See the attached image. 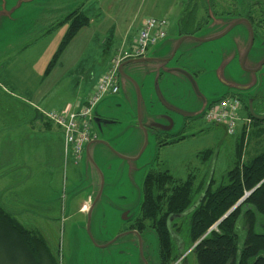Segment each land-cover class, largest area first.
Masks as SVG:
<instances>
[{
  "label": "rangeland",
  "instance_id": "1",
  "mask_svg": "<svg viewBox=\"0 0 264 264\" xmlns=\"http://www.w3.org/2000/svg\"><path fill=\"white\" fill-rule=\"evenodd\" d=\"M244 1L249 9L254 2L264 4V0H236L238 6ZM100 2L103 8L98 10ZM188 2L197 4V20L210 16L208 23L192 35L194 40L181 42L170 61L162 62L186 36L181 35L178 21ZM72 5L99 20L98 26L78 33L43 79L66 31V26L51 27ZM209 5L205 13L200 0H0V204L27 230L45 239L56 264H159L154 230L127 235L140 215L145 174L152 169L166 171L178 181L194 175V187L209 174L219 183L235 161L247 112L264 118V8L251 9L257 29L250 28V47V30L244 23L219 39L200 42L226 30L219 31L220 25L232 17L218 14L233 12L235 0L211 4L209 0ZM160 17L169 26L165 38L148 50L143 61L124 64L118 94L104 97L97 106L101 123L100 128L92 124L97 139L88 156L83 154L85 166L81 161L78 167L71 162L64 166L58 140L51 135L56 130L41 129L37 110L61 112L85 100L111 57L120 52L117 29L126 30L131 39L139 21ZM127 50L128 46L122 52ZM197 69L201 72L196 74ZM179 70L191 76L196 91ZM229 96L241 98L247 108L242 107L233 136L200 119L213 101ZM169 120L173 125L168 132L151 127L167 126ZM260 129L262 134L255 135ZM250 130L244 161L264 152V124L251 125ZM179 136L185 138L171 143ZM161 140L171 144L161 146ZM205 151L212 152L206 163L201 158ZM101 183L100 197L88 217L81 203L86 193L94 201ZM178 225L177 244L183 254L175 264H197L193 247L187 250L186 223ZM254 231L264 234L263 216L257 215ZM236 235L240 250L245 240L242 217ZM8 252L0 242V264H11Z\"/></svg>",
  "mask_w": 264,
  "mask_h": 264
},
{
  "label": "trees",
  "instance_id": "2",
  "mask_svg": "<svg viewBox=\"0 0 264 264\" xmlns=\"http://www.w3.org/2000/svg\"><path fill=\"white\" fill-rule=\"evenodd\" d=\"M200 2L205 5L203 8L206 13V0ZM197 10L195 2L193 5L190 2L186 4L178 21L181 35H193L200 30V26L207 23V15L204 20H197ZM89 21L87 14L78 8L51 27L66 26V31L45 67L43 79L51 74L67 47L89 25ZM189 27L191 33L182 31ZM238 99L243 103L244 111H247L244 102L241 98ZM247 118L250 124L239 134L240 142L235 146V161L219 183L209 177V174L196 187L194 175L178 181L166 171L152 169L145 174L140 215L129 229L138 235L148 228L154 230L159 244V264H175L182 257L183 253L179 251L176 242L180 241L177 238L180 237L178 223L181 221L186 223L187 250L196 244L191 253L195 255L197 264H264V234L254 231L257 215L264 217V152L243 160L244 142L251 134L250 127L264 124V118H257L249 112ZM45 124L51 125L46 121ZM261 130L256 131L255 135H261ZM171 143L166 140L159 142L161 146ZM201 155L202 161L206 163L212 152L205 151ZM248 193L250 194L244 198ZM243 198L241 204L220 221ZM240 217L245 240L242 248L238 250L236 224ZM0 242L5 244L8 254L12 253L13 257L7 256L11 264H56L45 239L39 233L27 230L1 204Z\"/></svg>",
  "mask_w": 264,
  "mask_h": 264
},
{
  "label": "built area",
  "instance_id": "3",
  "mask_svg": "<svg viewBox=\"0 0 264 264\" xmlns=\"http://www.w3.org/2000/svg\"><path fill=\"white\" fill-rule=\"evenodd\" d=\"M168 22L163 19L146 18L135 36L133 46L120 51L113 57L109 69L99 78L84 102L76 107L67 106L63 111L39 110L43 119L59 128L63 137V155L65 164L77 166L83 156L85 146L96 139L92 132L93 113L100 101L108 95H116L118 89L119 66L128 60L140 59L147 51L162 41L167 32ZM240 101L227 97L212 104L203 116L207 125L223 126L228 136H233L240 121ZM247 118L244 126H249Z\"/></svg>",
  "mask_w": 264,
  "mask_h": 264
},
{
  "label": "water",
  "instance_id": "4",
  "mask_svg": "<svg viewBox=\"0 0 264 264\" xmlns=\"http://www.w3.org/2000/svg\"><path fill=\"white\" fill-rule=\"evenodd\" d=\"M206 5H208L209 7H210V5H209V0H206ZM209 18H210V16H208ZM227 17V16H226ZM241 23H244V24H246L247 25V27L249 28V30L251 31V25H250V23H249V21L247 20V19H234V18H230L229 19V21L227 22V24H222V25H220V30L219 31H223L226 27V30L221 34V35H219V36H217V37H212V38H209V39H207V40H205V41H200V42H210V41H213V40H216V39H219V38H221V37H223L226 33H228V31H230L232 28H234L235 26H237V25H239V24H241ZM222 26V27H221ZM184 40H194V36H192V35H186V36H183L181 39H180V41H179V43H178V45L175 47V49H174V51L172 52V54H171V56L168 58V59H166V60H164V62H168V61H170L172 58H173V56H174V54L176 53V50H177V48H178V46L180 45V43L181 42H183ZM199 42V43H200ZM252 42V41H251ZM250 47H251V43H250ZM143 59V58H142ZM142 59H139V60H135L136 62L137 61H143ZM135 61H127V62H125V63H123V64H121L120 66H119V69H118V74H122V72H121V68H122V66L124 65V64H126V63H131V62H135ZM147 61H149V60H147ZM154 61V60H153ZM244 61V60H243ZM179 73H181V74H183V75H185V76H187V78H189V80L191 81V83H192V86H193V88H194V90L196 91V87H195V84H194V82H193V80H192V78H191V76L189 75V74H187L185 71H183V70H179L178 71ZM245 88H243V90H244ZM159 100H160V102H163V100H162V98L160 97V95H159ZM217 101H219V99L218 100H216V101H213L212 103H216ZM211 103V104H212ZM210 104V105H211ZM209 105V106H210ZM97 108V107H96ZM96 108H95V110H94V113H93V123H95L96 125H97V127H99L100 128V123H101V120L99 119V116L96 114ZM189 116V115H188ZM187 116V117H188ZM137 117H138V121H139V119H140V106H139V96H138V105H137ZM172 125H173V123H172V121L171 120H169L168 121V125L167 126H160V125H155V124H153V125H151V127L152 128H154V129H158V130H160V131H162V132H168V131H170V129L172 128ZM96 140H94V141H91L87 146H86V149H85V155H87L88 156V151H89V148H90V145L93 143V142H95ZM145 145H146V140H145V143H144V147H145ZM144 147H143V149H144ZM142 149V150H143ZM102 183H101V186H100V189H99V191H98V193H97V195H96V197H95V199H94V201H93V197H91L90 199H89V208H88V210H87V214H88V217H89V215H90V212H91V210L93 209V207H94V205H95V203L97 202V200L99 199V197H100V193H101V190H102ZM250 193H248V194H246L245 195V197L244 198H246L248 195H249ZM244 198L241 200V201H239L220 221H222L223 219H225L233 210H235L240 204H241V202L244 200ZM219 221V222H220ZM131 233V232H130ZM133 233H135V235H137V236H139L136 232H133ZM128 234V233H127ZM194 247V246H193ZM104 248V247H103Z\"/></svg>",
  "mask_w": 264,
  "mask_h": 264
},
{
  "label": "crops",
  "instance_id": "5",
  "mask_svg": "<svg viewBox=\"0 0 264 264\" xmlns=\"http://www.w3.org/2000/svg\"><path fill=\"white\" fill-rule=\"evenodd\" d=\"M76 5H72V7L70 6V8H68V10H69V13L70 12H72L73 10H75V9H77L76 7H75ZM98 6V10H100L101 8H103V4L100 2V4L99 5H97ZM95 9V6L94 7H92V10H94ZM160 18H164V17H160ZM89 19H90V21H89V25L87 26V27H85V28H83L80 32H82V31H84V30H89L90 28H91V26L92 25H94L95 24V27H97L98 26V21L99 20H94L93 18H90L89 17ZM144 19H146V18H144ZM144 19H142L141 21H139V23H138V28H137V31L135 32V34L133 35V37H131V39H129L128 37H129V33H127V31L125 30H122V32L120 31V30H118L117 29V36H118V38H120V44H119V50L118 51H122L125 47H127L128 46V49L129 48H131L132 46H133V43H134V39H135V36L137 35V32H138V30H139V28H140V26H141V23H142V21L144 20ZM164 19H166V18H164ZM103 22V21H102ZM102 22H100V23H102ZM169 27V26H168ZM94 28V27H93ZM114 27L113 26H111L110 27V30L111 31H113L114 32ZM79 32V33H80ZM78 35V34H77ZM76 35V36H77ZM74 41V40H73ZM72 41V42H73ZM71 42V43H72ZM112 45V43L111 42H109V43H107V47L108 46H111ZM68 48V47H67ZM66 51V50H65ZM116 53V52H115ZM114 53V54H115ZM113 54V55H114ZM114 56H112L111 57V59L109 60V64H108V66H107V68H106V70L109 68V66H110V63H111V60H112V58H113ZM95 86V85H94ZM93 86V87H94ZM92 87V88H93ZM92 88H91V90H92ZM91 90H90V92H91ZM89 92V93H90ZM84 102V100H79L78 102H76L73 106H71V104H69L68 106H71V108H76V107H78V106H80L82 103ZM37 110V109H36ZM41 114L39 113V111H38V114H37V118L40 120V126H41V129H43V130H51L52 131V128H54L56 131H54L53 133H51V135L54 137V138H57V140H58V146H59V155H60V158H61V161L63 162V165L64 166H66V164H65V161H64V155H63V146H62V139H63V137H62V133H61V131H60V129L59 128H57V127H54V126H52V125H46L45 124V121L42 119V117L40 116ZM36 118V117H35ZM79 166V165H78ZM78 166H76V167H78ZM81 167H84L85 165H84V163H83V158H82V160H81V165H80ZM81 176V175H80ZM91 198V197H90ZM89 193L87 194V197H86V199H83V202L81 203L82 204V206L84 207V208H86V209H88L89 208ZM82 212H84V211H80V213H82ZM86 214V213H85ZM127 235H132V236H137V235H135V233H133V232H129ZM98 243H100V242H98ZM100 245V244H99Z\"/></svg>",
  "mask_w": 264,
  "mask_h": 264
},
{
  "label": "flooded vegetation",
  "instance_id": "6",
  "mask_svg": "<svg viewBox=\"0 0 264 264\" xmlns=\"http://www.w3.org/2000/svg\"><path fill=\"white\" fill-rule=\"evenodd\" d=\"M248 5H247V3L244 1L243 2V5L242 6H238V4H237V2H236V0H235V9H234V11L233 12H231V13H226V14H218V15H220V16H227V17H232V18H234V19H247L248 21H249V23H250V25H251V28H252V30H253V28L254 29H257V27L255 26V24H254V22H253V19H252V15L253 14H251V9L252 8H256V7H260V8H264V4L263 3H259V2H254V3H252V4H250V9L247 7ZM263 12V11H262ZM207 23H208V21H207ZM206 23V24H207ZM205 24V25H206ZM204 25V26H205ZM252 30L250 31V35H251V39H250V43L252 44V42H253V32H252ZM252 41V42H251ZM168 59V58H167ZM166 60V59H165ZM160 61H162V62H164V59L162 60H160ZM186 61V62H185ZM184 62H185V64H187V65H189L188 63H190V61H188L187 59H185L184 58ZM188 67H190V68H192L191 67V64L188 66ZM184 68H186L185 67V65H184ZM181 69V68H180ZM183 69V68H182ZM191 70H195V69H191ZM201 71H200V69H197L196 71H195V73L197 74V73H200ZM238 90H240V91H245V90H247V88H245L244 90H243V88L242 87H239L238 88ZM249 97V99H251L252 100V96H248ZM188 118H190L191 120H194V118H192L191 116H188ZM202 121H203V119L202 118H200ZM109 119H107V121H108ZM110 121V120H109ZM204 122V121H203ZM182 137H177L175 140H173L174 142L175 141H177V140H179V139H181ZM85 196L87 197V193L85 194ZM134 230H130L129 229V232H133ZM176 240V239H175ZM176 242H177V240H176ZM103 245V244H102ZM179 245V244H178ZM99 246H101V244L99 245ZM182 246V245H181ZM178 249H179V247H178ZM179 251H181L180 249H179Z\"/></svg>",
  "mask_w": 264,
  "mask_h": 264
},
{
  "label": "bare ground",
  "instance_id": "7",
  "mask_svg": "<svg viewBox=\"0 0 264 264\" xmlns=\"http://www.w3.org/2000/svg\"><path fill=\"white\" fill-rule=\"evenodd\" d=\"M195 245H196V244H195ZM195 245H194V246H195Z\"/></svg>",
  "mask_w": 264,
  "mask_h": 264
}]
</instances>
